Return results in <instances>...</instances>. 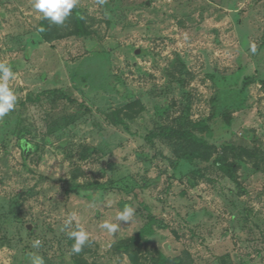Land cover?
I'll return each mask as SVG.
<instances>
[{"label":"rangeland","instance_id":"1","mask_svg":"<svg viewBox=\"0 0 264 264\" xmlns=\"http://www.w3.org/2000/svg\"><path fill=\"white\" fill-rule=\"evenodd\" d=\"M65 1L0 0V264H264V0H74L89 31L46 41Z\"/></svg>","mask_w":264,"mask_h":264},{"label":"trees","instance_id":"2","mask_svg":"<svg viewBox=\"0 0 264 264\" xmlns=\"http://www.w3.org/2000/svg\"><path fill=\"white\" fill-rule=\"evenodd\" d=\"M41 26L43 27L42 35L46 41L58 39L64 35L82 36L89 31L84 10L77 6L74 0L54 3L49 14L42 20ZM262 83L264 84V82ZM54 92L55 90H47L42 94H53ZM137 103L133 102L119 110L106 114L108 122L111 125H121L127 128L125 119L133 118L132 111H134ZM155 137L171 142L177 155L189 160H208L218 151L216 146L208 144L203 137H198L192 131L174 125L156 127L149 133L148 138L152 141ZM243 150L245 151V149ZM242 158V154L236 152L233 145L224 143L221 146L220 154L215 158V164L221 171L234 175L240 165L239 159ZM145 218L146 221L139 228V235L141 236L152 235L154 226L159 228L166 226L162 220H158L149 213Z\"/></svg>","mask_w":264,"mask_h":264}]
</instances>
